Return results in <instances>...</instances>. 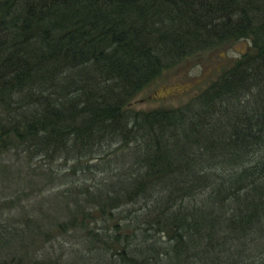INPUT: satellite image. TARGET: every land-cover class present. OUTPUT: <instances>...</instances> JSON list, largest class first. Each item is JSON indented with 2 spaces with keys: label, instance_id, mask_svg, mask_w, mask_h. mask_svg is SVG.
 <instances>
[{
  "label": "trees",
  "instance_id": "1",
  "mask_svg": "<svg viewBox=\"0 0 264 264\" xmlns=\"http://www.w3.org/2000/svg\"><path fill=\"white\" fill-rule=\"evenodd\" d=\"M240 40L187 103L131 107ZM12 156L74 162L41 171L73 190L55 227L13 222ZM56 230L66 259L39 254ZM0 264H264V0H0Z\"/></svg>",
  "mask_w": 264,
  "mask_h": 264
},
{
  "label": "rangeland",
  "instance_id": "2",
  "mask_svg": "<svg viewBox=\"0 0 264 264\" xmlns=\"http://www.w3.org/2000/svg\"><path fill=\"white\" fill-rule=\"evenodd\" d=\"M250 48L251 42L240 40L191 54L182 61L164 69L159 77L136 95L131 102V107L136 110H150L185 104L224 70L231 67L235 60ZM18 158L20 157L12 156L7 160L9 169L2 182L4 194L1 199L2 201L12 200L13 222L18 227H24L26 225L25 217H27L25 214L30 217L39 216L38 218H44L47 215L49 218L37 219L46 227H55L54 224L63 220L67 214V202L72 201L73 190L70 181L66 183L50 181L49 177L46 178L41 174V171L64 172L70 169L74 162L69 161L67 168L61 166L63 161L52 163L50 159L43 156H37L32 161ZM26 161L28 162L26 163ZM101 175L100 173L98 176ZM70 204L72 205V203ZM32 210L35 211L32 212ZM3 218L5 221L8 217L5 214ZM45 241V249L39 251L41 256L46 253V256H61L66 259L68 253L61 245L68 247L75 239L63 236L60 231L56 230L54 237L50 240L46 238Z\"/></svg>",
  "mask_w": 264,
  "mask_h": 264
}]
</instances>
